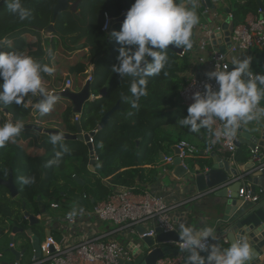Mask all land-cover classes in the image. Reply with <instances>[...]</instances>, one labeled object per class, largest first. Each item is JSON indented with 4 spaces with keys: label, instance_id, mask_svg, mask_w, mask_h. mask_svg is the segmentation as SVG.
<instances>
[{
    "label": "trees",
    "instance_id": "1",
    "mask_svg": "<svg viewBox=\"0 0 264 264\" xmlns=\"http://www.w3.org/2000/svg\"><path fill=\"white\" fill-rule=\"evenodd\" d=\"M185 1L176 0L177 3L182 4ZM241 1L228 0L233 26L243 24L246 16L256 13L258 9L255 0H245L243 4ZM133 3L134 0H100L89 5V23L85 29L89 45L85 48L112 54L111 60L102 71L104 74L101 81L99 80L100 82L105 80L109 84L106 95L97 99L98 101L87 104L80 117L81 127L85 133L96 132L92 139L97 157L94 164L95 173L102 179L109 178L107 185L96 181L84 188L86 194L90 196L86 200L89 207L106 199L115 186L137 187L136 181H144L145 173L152 175L149 181L155 180L154 171L144 169V166L158 161L162 153L171 152L172 146L180 140L184 139L200 148L208 147L212 143V127L201 128L199 132L194 133L188 127H182L178 123V120L187 115V108L179 103V91L187 82L184 74L189 68L190 53L195 48L194 30H192L193 47L187 50L181 47L183 55H177L168 49L166 53L168 62L165 69L159 75L146 78L148 94L140 98L137 108L131 106L130 85L135 78L127 75L120 77L118 73L112 72V67L118 63L116 57L121 45L111 33L119 31L121 25L113 26L109 35L105 34L103 27L105 15H110L111 18L118 17L123 12H127ZM22 5L31 11L30 6ZM9 14L14 13L8 11L2 17L3 20L7 19L5 16ZM249 56H252L251 71L262 75L264 47H253ZM83 83L84 79L81 84L75 80L71 84V89L73 91L81 89ZM62 87L63 85L58 88V92ZM101 89L102 87L96 88L93 95L97 96ZM117 102L120 109L111 115L103 129H99L100 119ZM37 115V119L40 120L46 116L39 112ZM71 115V106H68L60 115L62 126L56 130L74 134L75 128L71 123ZM27 118L33 120L31 116L23 115L21 121L24 128L28 129L33 126ZM17 139V136L10 139L4 147L0 148V178L7 179L11 171L18 191L17 197L11 198L9 192L0 186V235H4L15 226L26 227L28 221L23 217L24 211H28L34 217L39 216L42 210L46 213L47 204L38 201V198L52 196L57 206L64 202L68 203L67 199L63 202V197L58 192L68 186H77L73 176L84 182H86L85 177L95 176L88 172L89 153L87 146L82 142L63 140V146L67 148V151H63L60 144L53 145L51 138L46 135H43L36 146L27 139V141ZM56 152H62L60 162L58 165L49 166L48 162L55 159ZM246 156L247 154L244 155ZM235 160H239V154ZM21 177L34 178V182L22 184ZM65 192L70 195L75 194L74 189H66ZM134 192L138 193V191ZM91 200H94V203L91 204Z\"/></svg>",
    "mask_w": 264,
    "mask_h": 264
},
{
    "label": "clouds",
    "instance_id": "2",
    "mask_svg": "<svg viewBox=\"0 0 264 264\" xmlns=\"http://www.w3.org/2000/svg\"><path fill=\"white\" fill-rule=\"evenodd\" d=\"M8 7L21 21L32 14L23 7L21 0H11ZM199 22L195 4L189 8L176 0H134L120 30L111 33L121 45L116 57L118 63L112 67V72L120 77L135 78L130 85L133 108H137L140 98L148 94L146 78L159 75L165 69L169 45L186 50L193 47L192 30ZM261 23H264V18ZM251 59L233 58L231 70L225 65L223 69L215 68L207 73L209 79L216 81L218 88L213 90L206 84L203 94L195 93L186 117L178 123L195 133L219 119L224 122L223 129L214 133L219 139L220 136H235L242 121L264 118V108L259 107L264 100V75L253 74ZM54 71L53 67L37 63L23 52L0 51V104L19 105L27 94L39 93L43 99L36 108L41 115H47L59 97L45 94L42 74L51 76ZM23 131L21 122L5 123L0 127V148ZM63 139L62 133L51 135V143L60 144L63 151H67ZM61 156L62 152H56L55 159L48 162L49 166L58 165ZM20 180L25 185L34 182L31 177H21ZM69 215H76L75 209ZM216 240L215 230L211 227L198 229L184 223L179 226L180 248L188 253L187 264H247L252 257L253 250L244 237H234L227 248L209 242ZM205 252L206 259L201 255Z\"/></svg>",
    "mask_w": 264,
    "mask_h": 264
},
{
    "label": "water",
    "instance_id": "3",
    "mask_svg": "<svg viewBox=\"0 0 264 264\" xmlns=\"http://www.w3.org/2000/svg\"><path fill=\"white\" fill-rule=\"evenodd\" d=\"M82 0H77L74 4L69 5L67 0H57L53 10V20L56 16L66 10L72 12L76 11V7ZM258 8H264V3L262 0H255ZM5 0L0 2V6L4 4ZM202 7L207 9L215 10L216 7L212 4L211 0H203ZM226 14H229V9H225ZM126 12H123L120 16L111 18L110 15H106L108 19L107 29L104 31L105 34L109 35L113 26L121 25ZM223 36L225 40L229 37L233 30V24L227 18L225 23L222 25ZM46 32H50L46 30ZM211 44L216 45L214 41V35L211 36ZM169 50L174 51L177 55H181L183 50L176 48L173 45H169ZM218 50V49H216ZM218 52H225V50H219ZM149 60L151 58H148ZM229 70H231L232 65L228 64ZM246 79V77H245ZM91 83L86 80L83 87L79 91H73L71 89H64V91L54 92V94L70 103L71 113L73 115L81 116L83 108L87 104L92 103L96 98L91 93ZM48 94V92H45ZM106 95V88H102L98 97L103 98ZM98 98V99H99ZM43 99V96L37 93L34 98L33 105H36ZM120 109L119 102H117L109 111H107L98 123V128L103 129L108 123L111 115ZM38 110V109H37ZM6 113V112H5ZM253 129L261 130L259 135L250 134L243 131L242 125H240L236 130V141L235 146L239 149L242 145L248 146L250 150H253L256 146L261 150L259 158L257 160L250 159L244 167L245 175L243 178H237L239 173L233 166H230L229 160L222 162L212 163L209 165V169L204 171V169L192 171L188 167L181 166L178 162L172 171L173 177L177 180L182 181L183 184L188 188L190 192H193L194 196H200L199 198H205L209 195H213L218 201L217 215L218 219L216 221V229L219 232L220 238L230 246L234 237H244L249 242L253 254L249 259L247 264H264V118L261 120H254L251 124ZM75 133L68 134L62 133L56 129H42L28 127L29 130L37 131L39 134L46 135L51 138L52 134L62 133L64 136L63 140L79 141L87 146L89 159L93 160L94 149L92 144V139L96 132L92 131L89 133H84L79 122L74 123ZM174 154L177 155L178 151L173 147ZM164 156H161L163 160ZM73 181L79 187L84 186V182L78 177L73 176ZM248 182L249 194L248 199L238 196V190L241 187L242 182ZM0 186L4 187L11 198H15L18 195L17 188L13 181L12 172H9L7 179L0 178ZM224 187V188H223ZM257 187L259 191H257ZM259 193L257 202L250 201L254 196ZM41 202V198H38ZM202 217V215L200 214ZM194 216L190 218L188 225L193 226L198 229H202L209 226H200L198 223H202V218ZM24 217L27 219L29 227H38L40 224V219L38 217H45V211L38 217H34L24 211ZM184 223L181 221L179 224ZM16 232L20 234L26 233L30 238V253L32 254L33 261L40 259L43 256L41 252V241L38 237L33 236L30 232L18 229L17 227L12 228V234L15 235ZM145 230L140 228L138 235L144 234ZM23 241V240H22ZM9 242L13 244V238H9ZM139 244L142 245L140 250V256L137 262H126L121 259L118 260V264H156V262L164 257H173L176 253L173 250V244L179 242V233L176 231L169 233H161L159 229L155 230V237H142L138 239ZM13 256L14 260L10 263L0 264H24L26 256L28 255V248H23L21 251H16L12 247L8 250ZM52 251V247L50 248ZM203 257H207V253H201ZM188 253L183 251V258L180 264H187Z\"/></svg>",
    "mask_w": 264,
    "mask_h": 264
},
{
    "label": "crops",
    "instance_id": "4",
    "mask_svg": "<svg viewBox=\"0 0 264 264\" xmlns=\"http://www.w3.org/2000/svg\"><path fill=\"white\" fill-rule=\"evenodd\" d=\"M212 4L216 7L215 10H212L210 13L202 14L201 9L198 8L195 10L198 12L199 15V24L196 26H205L210 27L211 31L218 30L216 34H214V41L216 45L211 43H204L200 45L204 41V33L203 30H194V41H195V48L192 49L189 58V68L185 72L184 76L186 79L195 76L199 78H203L207 76L208 73V66L207 64H201L198 62V58H203L208 62L209 57L213 51L225 50L228 48L227 39L225 40L223 34L222 25L225 23L226 19L228 18L230 22L232 21L231 12L228 8V0H223L220 2L219 0H211ZM191 0H186L183 4L186 7H192L190 4ZM245 0H242L241 3L243 4ZM264 3V0H262ZM225 9H229V14H226ZM254 14H248L245 18V22L253 17ZM230 16V17H229ZM231 18V19H230ZM244 22V23H245ZM207 25V26H206ZM199 45V46H197ZM218 49V50H216ZM249 56V53L246 54H228L227 60L230 65H232L233 58L243 59ZM233 66V65H232ZM264 75V73L262 74ZM93 78V77H92ZM94 82V78L92 83ZM83 87V86H82ZM80 89L76 90L79 91ZM96 100V99H95ZM71 106V105H70ZM264 106V100H261L259 107ZM85 108H83L84 110ZM83 113V112H82ZM72 114V113H71ZM73 114L71 115V123L73 120ZM82 116V115H81ZM79 116V118L81 117ZM262 119V118H261ZM260 119V120H261ZM252 121H242L241 125L243 131L248 132L250 134L259 135L261 130L253 129L251 124ZM81 120H79V124H81ZM74 124V123H73ZM212 127L213 137L211 141L214 139V123L210 126ZM224 127V122H223ZM84 132V131H83ZM85 133V132H84ZM184 140V139H183ZM186 141V140H184ZM175 146V145H174ZM172 146V148L174 147ZM198 147V146H196ZM200 148V147H198ZM200 148V149H206ZM261 153V150L259 151ZM239 154V160H235L234 162L229 161L230 166L236 169L239 174H244V167L250 160V149L246 145H242L236 151V156ZM247 154L246 157L244 155ZM174 151L162 153L158 159V161L154 162L151 165L144 166V169H151L154 171L155 180L149 181L152 177L151 174L145 173L143 175L144 181L139 182L136 181L137 187H125V186H115L111 193L114 191H119L124 188H132L133 192L138 191V193L134 192L137 195H142L144 193H150L151 195H161L163 196L168 204L173 203H182V206L175 209L171 216L172 218L178 222V227L176 232L179 233V226L180 222L184 221V224L188 225L190 218L202 215V223L200 226H209L212 225L213 229L215 230V234L217 236V240L213 241V243L219 244L222 248H227L229 245L225 243L224 239L220 238L219 232L216 229V221L218 219L217 213V203L220 199H216L213 195H209L208 197L199 198L200 196H194L193 192H190L188 188L183 184L182 181L177 180L172 175V171L177 164H166L164 161L161 160V156L166 158L174 157ZM228 154L223 151L219 145L214 146V148L203 157H193L185 160V164L187 167L195 171L200 170L202 168L209 169V165L212 163H217L229 160ZM96 162H91L89 159L88 162V172L94 174L95 176L85 177L86 182H84L83 187L77 186H68L58 193L63 197V202L68 201V203H63L62 205L57 206V208H52V204H57L53 201L52 196L45 197L47 203V212L45 213V217H38L40 219V224L38 227H29V224L26 227L21 228L18 226V229H22L24 231L30 232L33 236H36L40 239L41 244L45 241L48 236L53 237L57 242H62L65 246H73L80 242L85 238H100L105 241H113L116 242L124 247H130L129 249L132 251L133 247L131 244L138 247L141 250L142 245L138 242V232L140 228H149V225L139 226L135 228L136 234H132L129 229L126 228H118L111 226L108 223L101 222L96 219L93 215V207H89L86 203V200L90 198L84 188L89 187L92 183L96 181H101L105 185L108 184L109 178L102 179L99 175L95 173L94 164ZM246 174V173H245ZM146 179V180H145ZM247 187V186H246ZM224 188V187H223ZM66 189H74L75 194L70 195L65 192ZM257 191L259 188L257 187ZM110 193V194H111ZM109 196V195H108ZM259 196V193H258ZM105 200V199H104ZM98 201L97 203L102 202ZM41 202L42 199H41ZM94 203V200H91V204ZM96 203V204H97ZM58 205V204H57ZM75 209L76 215L71 216L69 215ZM74 217L75 223L72 225L66 221V217ZM13 238V244L11 245L9 242V238ZM23 240V241H22ZM16 251H21L23 248H28L29 252L26 256L27 262L24 264H47L44 257H41L38 260H31L32 254L30 253V238L26 233L20 234L16 232L15 235L12 234V228L8 230L4 235H0V262L2 263H10L14 260V256L8 251L9 248ZM174 249V248H173ZM175 250V249H174ZM135 252V250H134ZM133 252V254H134Z\"/></svg>",
    "mask_w": 264,
    "mask_h": 264
},
{
    "label": "built area",
    "instance_id": "5",
    "mask_svg": "<svg viewBox=\"0 0 264 264\" xmlns=\"http://www.w3.org/2000/svg\"><path fill=\"white\" fill-rule=\"evenodd\" d=\"M219 1L222 2L223 0ZM202 2L203 0H191L190 4L191 6L195 4V8H198V10L201 9L202 14L210 13L212 9L203 8ZM262 18H264V8L263 10L258 8L255 15L245 23L233 26V30L227 38L229 46L224 53L213 51L208 62L203 58H198V62L207 64L209 73L214 71L215 68L223 69L225 65L228 66V54H246L253 47H264V23H261ZM107 23L108 19L105 15L103 31L107 29ZM210 29V27L205 26H194L193 30L205 31L203 36L204 41L200 45L211 43V36L218 33V30L212 32ZM183 54L184 52L181 55ZM88 80L90 83L93 81L92 77H88ZM71 84L70 80H66L60 91H64L66 88L71 89ZM206 84L211 85L213 90L218 88L216 81L209 79L208 76L203 78L192 76L188 78L186 84L179 91L180 105L188 108L193 103V95L197 92L203 94ZM261 108H264V106ZM79 120V116L74 115L72 122L77 123ZM222 129L223 121L216 119L214 121V133ZM235 141L236 136L231 138L220 136L217 139L214 135L212 143L206 149H200L187 141L180 140L174 146L178 154L174 155V157H163L162 161L166 164H177L178 162L186 168L185 160L206 156L214 146L219 145L228 154L229 161L234 162L237 151ZM259 151L260 149L257 146L253 150H250V159L257 160L260 155ZM93 161H97L95 153L91 162ZM204 171H207V169H204ZM244 175L239 174L237 178H243ZM249 186L248 182L243 181L238 190V196L248 199ZM258 197L257 194L250 201L257 202ZM180 206H182V203L168 204L166 199L161 195H151L150 193L137 195L133 192L132 188H124L112 192L105 200L95 204L92 213L97 220L114 227L129 229L132 234H136L135 228L149 225L148 229L143 228L145 230L144 234L138 235V237H155L156 229H159L161 233L176 231L178 222L172 218L171 213ZM51 207L57 208V205L52 204ZM66 221L72 225L75 223L74 217L70 216L66 217ZM209 242L213 243V241ZM51 247L52 251H50ZM131 247H133L132 251L129 249L130 247L126 248L116 242L105 241L96 237L85 238L73 246H65L62 242H57L51 236H48L40 245L41 252L43 253L42 257H44L47 264H118L119 259L126 262H137L140 256V249L133 244H131ZM173 248L176 252L173 257L167 256L161 258L156 264H180L183 258V250L180 248V243L175 242Z\"/></svg>",
    "mask_w": 264,
    "mask_h": 264
},
{
    "label": "rangeland",
    "instance_id": "6",
    "mask_svg": "<svg viewBox=\"0 0 264 264\" xmlns=\"http://www.w3.org/2000/svg\"><path fill=\"white\" fill-rule=\"evenodd\" d=\"M96 1L100 0H84L80 5L76 7V11L68 13L67 18L69 20V26L67 29H64L63 33L68 35L66 42L70 46L68 48H65L64 51L57 49L56 51L52 50L51 53L45 52V50L42 49L41 43L43 42V37L48 36V34H35V36H37V40H30L28 35L30 31L27 30L19 32L16 36H14V39L10 40L7 43L3 44V42H1L0 51L23 52L27 55L33 53L34 55L31 57L37 63L47 64L48 66L53 67L55 71L51 76L42 74V87L45 89V92H58V88L64 85L66 80H70L72 83L76 80L79 84H81L84 79L85 83L86 80H88V77L94 78V82L90 87L92 94L96 88H107L109 86L108 82H106L105 80L100 82V79L104 74V72H102L103 69L111 60L112 54L105 53L97 49L91 51L88 48H86L87 51H85L84 53L80 52L77 54L74 51V47H72L76 43H82L84 44V47H87L89 45V41L86 38L85 29L89 23V5L92 2ZM17 16L18 15L13 14L11 17L4 19L3 21L11 19L14 20ZM24 21L26 24H34L33 14H31V16ZM17 22L18 20L15 23ZM47 24L48 21L43 22L40 25L45 26ZM3 37L4 33L3 28L1 27L0 40ZM95 58H97L98 61L94 65ZM56 78L58 80H56ZM95 97L96 100L94 101H98V95ZM34 98L35 94L29 93L24 97L19 105L15 103L9 105L0 104V127H2L7 122H12L13 124H15L16 122L23 123L21 121L22 116L29 115L33 120H31L30 118H27V120L33 127H40L42 129H53L52 127H57L55 129L61 128L62 122L60 121V115L68 106H70L69 102L63 99H58L54 104L52 111L40 120L37 119V113L39 111L37 110L36 105H33ZM80 125L82 126V123ZM17 137L18 141L28 140V142L30 141L32 145L36 146L38 145L39 141H41L43 134H39L37 131H34L32 129L28 130L27 128H24V131L21 132ZM42 201L43 203H46L45 197L42 198Z\"/></svg>",
    "mask_w": 264,
    "mask_h": 264
},
{
    "label": "flooded vegetation",
    "instance_id": "7",
    "mask_svg": "<svg viewBox=\"0 0 264 264\" xmlns=\"http://www.w3.org/2000/svg\"><path fill=\"white\" fill-rule=\"evenodd\" d=\"M1 1L2 0H0V2ZM56 1L57 0H21L22 4H26L31 7V13L34 16V24H26L25 21H21L18 16L14 20L11 19L3 21L2 17L4 16V14L10 11L8 4L11 2V0H5L4 4L0 6V28H3L4 33V37L0 40V44L1 42H3V44L9 42L10 40L14 39V36H16L19 32L27 30L30 31V33L28 34L30 40H37V36H35V34H48V36L43 37V42L41 43L42 49L45 50V52L51 53L52 50L56 51L57 49L64 51L65 48H68L70 46L66 42L68 35L63 33V31L69 26V20L67 17L68 13H72V11L66 10L64 12H61L56 16L55 20H53V10ZM76 1L77 0H67L69 5L74 4ZM83 1L84 0H82L79 5ZM10 16L12 15L9 14L5 17L8 18ZM17 20L18 22L15 23ZM46 21H48L47 25H40L41 23ZM46 30H49L50 32H46ZM72 47H74V51L77 54L87 51V49L84 47V44L82 43H76ZM97 61L98 59L95 58L94 65L95 63H97ZM36 95L37 94H35V97Z\"/></svg>",
    "mask_w": 264,
    "mask_h": 264
}]
</instances>
